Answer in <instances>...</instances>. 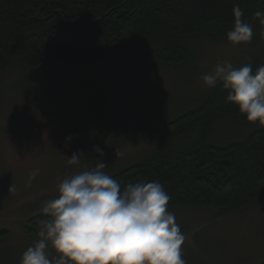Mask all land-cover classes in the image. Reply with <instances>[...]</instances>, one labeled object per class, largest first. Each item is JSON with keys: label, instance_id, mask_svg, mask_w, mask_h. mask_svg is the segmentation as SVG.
Returning <instances> with one entry per match:
<instances>
[{"label": "rangeland", "instance_id": "374dc122", "mask_svg": "<svg viewBox=\"0 0 264 264\" xmlns=\"http://www.w3.org/2000/svg\"><path fill=\"white\" fill-rule=\"evenodd\" d=\"M250 35L201 38L192 48L198 55L182 68L53 60L35 71L6 74L0 90V232L7 234L0 237V264H108L169 231L176 232L169 240L113 264L264 262V202L218 217L213 208L167 210L141 197L71 231L25 233L42 209L151 154L154 130L199 105L252 58Z\"/></svg>", "mask_w": 264, "mask_h": 264}, {"label": "trees", "instance_id": "16d2710c", "mask_svg": "<svg viewBox=\"0 0 264 264\" xmlns=\"http://www.w3.org/2000/svg\"><path fill=\"white\" fill-rule=\"evenodd\" d=\"M241 31H251L247 47L256 50L245 65L154 130L151 154L42 209L27 236L71 231L141 197L167 210L213 208L218 217L263 203L264 0H0V90L10 71L53 60L182 68L198 55L192 48L199 39L225 41ZM175 233L149 238L108 264Z\"/></svg>", "mask_w": 264, "mask_h": 264}]
</instances>
